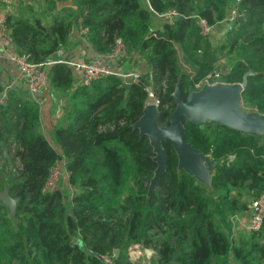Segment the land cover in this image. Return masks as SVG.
I'll return each instance as SVG.
<instances>
[{
	"label": "trees",
	"instance_id": "obj_1",
	"mask_svg": "<svg viewBox=\"0 0 264 264\" xmlns=\"http://www.w3.org/2000/svg\"><path fill=\"white\" fill-rule=\"evenodd\" d=\"M235 2L76 0L77 11L49 26L30 19H8V26L18 54L33 64L49 62L70 41L80 18L99 55L120 39L126 47L122 63L144 60L153 70L147 83L158 91L161 126L170 123L179 83L185 101L195 82L218 71L220 52L237 54L225 82L241 83L251 72L242 105L264 116V0H241L243 21L218 47L188 18L199 16L215 26ZM170 10L179 14L173 25L156 15ZM155 20L160 27H154ZM185 66L195 73L192 80ZM48 71L51 88H73L68 67L54 64ZM80 91L84 106L69 113L67 126L55 133L59 151L40 132L35 101L8 97L0 107V142L14 140L21 163L18 175L2 170L5 178L0 179V193L7 188L19 200L14 218L0 202V214L5 212L0 216V264H105V256H115V264H132L131 245L153 249L152 264H229L230 257L235 264H257L251 244L258 233L264 241V227L236 243L233 218L250 211L264 191V135L186 126L187 142L214 162L211 187L179 171L171 143L163 142L166 171L149 196L155 154L148 138L133 130L143 116L146 91L115 76ZM61 157L70 177L63 190L43 195L49 171ZM260 252L264 260V247Z\"/></svg>",
	"mask_w": 264,
	"mask_h": 264
},
{
	"label": "built area",
	"instance_id": "obj_2",
	"mask_svg": "<svg viewBox=\"0 0 264 264\" xmlns=\"http://www.w3.org/2000/svg\"><path fill=\"white\" fill-rule=\"evenodd\" d=\"M21 1L23 0H0V49L11 62L15 63L19 67L24 79L26 90L33 100L38 99L51 88L48 68L54 64H65L67 66L73 67L77 71H80L82 73V80L80 84L82 89L89 88L98 80L110 76H115L121 78L126 83L137 85H139L143 80V75L138 72L126 71L119 73L111 68V66L117 60H120L126 53V47L120 39L115 40V43L109 53L98 56L92 61H83L75 64H70L63 61H49L40 64L27 62L17 52V48L12 37V32L8 26L7 17V11L12 9ZM240 2L241 0H236L235 4L228 10L225 19L215 26L210 25L206 19L199 16H192L188 18L195 21L196 26L199 28L200 35L203 38L211 42L213 46H217L213 44V41L219 39L225 33H232L233 30L237 28L240 19L243 18V15L239 12ZM156 15L168 25H173L175 20L179 17V14L174 10ZM220 27H224L223 29H225V33H221L218 38L214 37L215 30L219 29ZM77 29L79 35L86 39L88 35V29L83 26V18L78 20ZM153 35L155 36V34ZM185 68L189 69L186 66ZM151 74H153L152 69H150L148 75ZM189 74L192 80L195 76V73L189 69ZM221 84H227L225 82V76L221 72L215 71L200 81L195 82L191 89L200 91L205 86H215ZM143 89L147 93L146 105H154L161 110L159 96L156 94V91L153 89V87H151V85L148 83V86L143 87ZM7 100V92L0 94V107L5 106ZM256 113L258 112L256 111ZM17 149L18 145L14 140H10L8 143L0 147V157H4L6 158L5 160L8 161V165L4 168L6 174L10 173L13 175H18L19 171L21 170V163L16 157ZM229 161H233V157H229ZM69 177L70 173L68 171L67 160L64 157L57 159L49 171V176L42 188V194L52 195L63 190V183L67 182ZM249 212L251 213L250 218H248L247 225L243 227V231L247 234L258 233L264 227V191L256 200L253 201ZM145 250L146 249L140 245H131L127 250L128 260L132 264H146L147 260L144 253ZM149 250L152 251L153 255L155 254L153 249ZM114 258L115 256H105L102 258V261L105 264H115Z\"/></svg>",
	"mask_w": 264,
	"mask_h": 264
},
{
	"label": "water",
	"instance_id": "obj_3",
	"mask_svg": "<svg viewBox=\"0 0 264 264\" xmlns=\"http://www.w3.org/2000/svg\"><path fill=\"white\" fill-rule=\"evenodd\" d=\"M242 21L243 18L239 22ZM251 75V72L246 73L241 83L205 86L200 91L190 89L185 101L182 99L179 83L173 94L176 108L168 126L159 124L160 109L154 105L145 106L143 116L133 126V130L139 132L141 139L148 138L155 154L153 161L157 164V169L149 186V196L155 192L166 171L163 142L171 143L178 157L179 171H184L200 184L211 187V171L214 162L200 154L187 142L186 126H198L201 129L222 126L247 135H264V116L255 112L246 113L243 110L242 94ZM148 80L149 75L146 74L139 86L147 87ZM0 202L7 207L9 214L13 217L19 200L11 197L5 188L0 193ZM250 214V212L247 213L248 218ZM144 253L146 264H152V251L146 249ZM115 255H119L118 250L115 251Z\"/></svg>",
	"mask_w": 264,
	"mask_h": 264
},
{
	"label": "crops",
	"instance_id": "obj_4",
	"mask_svg": "<svg viewBox=\"0 0 264 264\" xmlns=\"http://www.w3.org/2000/svg\"><path fill=\"white\" fill-rule=\"evenodd\" d=\"M53 2L55 4H53ZM78 10L76 0H23L16 4L12 9L7 11L8 19H30L41 20L42 26L51 25L54 20L69 16L72 12ZM161 21L155 20L154 27H160ZM224 28V27H223ZM222 27L215 30L214 37L220 36ZM101 56L95 52L92 45L81 37L77 31L73 33L70 41L55 53L50 61H63L67 63H79L83 61H92L94 58ZM137 59V58H136ZM65 65V64H61ZM68 67L73 74V88L68 91L49 89L45 94L36 100H33L28 94L22 73L19 67L11 62L0 49V94L7 92L8 97L16 100L32 99L38 104L40 114V132L47 138L48 142L59 151L55 141V133L61 127L67 126L69 113L77 111L85 104L86 97L80 91L82 73L71 66ZM111 68L116 72H138L143 76L149 74L150 68L144 60H139L136 65L134 62L122 63L117 60ZM85 98V99H84ZM4 143L0 142V147ZM249 212V211H248ZM237 214L233 218V237L236 243H239V238L251 237L252 234H247L243 231L248 223L247 213ZM243 237V238H244ZM155 255V254H154ZM231 258V257H230ZM229 264H235L232 258ZM264 264V260L262 263Z\"/></svg>",
	"mask_w": 264,
	"mask_h": 264
},
{
	"label": "rangeland",
	"instance_id": "obj_5",
	"mask_svg": "<svg viewBox=\"0 0 264 264\" xmlns=\"http://www.w3.org/2000/svg\"><path fill=\"white\" fill-rule=\"evenodd\" d=\"M223 28V27H222ZM222 31V34L223 33H225V29H222L221 30ZM235 31V29L233 30V32ZM231 33H229V35H230ZM228 35V33H225L224 35H222L219 39H217V40H214L213 41V44L214 45H217V47H218V45H219V43H221V40H223L224 39V37L226 38V36ZM237 59H238V56H237V54H233V55H231V56H226V51H223V52H220L219 53V61L217 62V64H216V67L218 68V71L219 72H221L224 76H226V75H228L230 72H231V70L233 69V67H234V65H235V63L237 62ZM161 86H164L165 87V81H163L162 83H161ZM151 87H153V89L156 91V88H154V86L153 85H151ZM52 88H50V90H51ZM156 94L158 95V91L156 92ZM159 96V95H158ZM85 99V98H84ZM84 101H86V100H84ZM243 110L246 112V113H256V111H253V110H251V109H249V108H245V107H243ZM6 158H2V157H0V179L1 178H5V172L3 173V171H4V168L8 165V161H6L5 160ZM3 170V171H2ZM2 193V192H1ZM5 215V212L3 213H1L0 214V216H4ZM15 215H16V213H15ZM14 215V216H15ZM11 216V215H10ZM14 216H13V218H14ZM12 217V216H11ZM16 221H14V223H15ZM256 236V238H255V241H257V243H253V244H251L252 246H253V248H251V253H252V255H251V257H252V259L253 260H255V263H259V264H261V257H260V248H263L264 247V241H263V235L260 233H258V234H256L255 235Z\"/></svg>",
	"mask_w": 264,
	"mask_h": 264
}]
</instances>
